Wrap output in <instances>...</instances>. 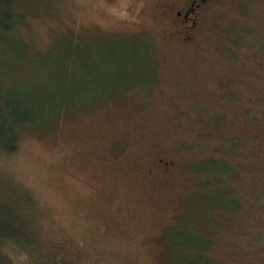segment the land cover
Here are the masks:
<instances>
[{"label":"rangeland","instance_id":"rangeland-1","mask_svg":"<svg viewBox=\"0 0 264 264\" xmlns=\"http://www.w3.org/2000/svg\"><path fill=\"white\" fill-rule=\"evenodd\" d=\"M258 1L248 10L236 7L239 0L227 6L218 1L189 42L171 28V0L27 5L15 32L28 43L26 61L7 60L14 79L55 88L56 69L69 52V67L81 63L84 69L92 61L96 73L125 52L119 70H127L138 94L125 91L117 95H126L121 99L80 110L74 104L62 119L23 127L17 152L0 153L3 189L19 192H13V205L24 218L21 243L30 246L7 250L4 264H168L175 249L166 247L178 237L176 228L192 237L208 236L211 229L204 252L220 264H264V147L253 136L254 128L264 132L263 79L256 65L261 59L254 55L264 47V0ZM233 28L244 36L235 44ZM134 54L141 58L132 59ZM96 96L79 102L88 106ZM191 106L222 115L224 123L211 128L212 134L220 131V140L198 138L200 122L190 127L181 115ZM126 140L125 149L113 153ZM186 140L190 148L183 146ZM209 158L231 166L225 195L242 207L231 209L233 215L223 208L208 219L205 205L188 199L206 180L191 172ZM184 217L189 221L177 225Z\"/></svg>","mask_w":264,"mask_h":264},{"label":"trees","instance_id":"trees-1","mask_svg":"<svg viewBox=\"0 0 264 264\" xmlns=\"http://www.w3.org/2000/svg\"><path fill=\"white\" fill-rule=\"evenodd\" d=\"M31 1L34 0H0V153L5 155L17 152L19 149L21 130L25 126L31 128V126H38L45 120L57 121L62 119L70 111L68 107L74 104L75 106L78 105L76 106V110H80L79 106H83L86 109L93 107L97 102L103 104V102L110 101L111 99H121L126 95L122 97H118L117 95L124 94L125 91L128 92L127 94H131V96L138 94L137 84L129 83L126 79L127 77L125 75L128 73L127 70H119L122 61L124 62V59L128 58L125 52L114 54L112 64L107 66V68L99 67L101 70L97 73L95 72L96 69L93 68L96 62L92 61H90L89 64H82V66L85 67L84 69H81V63L77 64L73 69L69 67L68 63L70 60L72 61L73 58L69 52L66 55V59H64L65 64L61 63L60 67L58 66V69H56L58 75L56 76L57 84L55 88L49 85V82H35L34 80L22 77L19 83V81L14 79V73H10V69L13 68V65L10 64V62L8 64L7 60L11 57L9 60L13 58L12 62H15L18 57L21 58L20 60L26 61L25 55H27L28 43L21 37L19 38L15 32L20 26V23L25 20L28 10L26 7ZM241 31L242 30H236L234 28L230 30L232 37L231 42L233 44L244 39V36L240 33ZM111 51L112 48L109 49V54ZM154 56L157 57L156 64L158 66V58L160 57L156 53ZM135 58H141V55L138 54V56H135L134 54L132 59ZM36 59L37 57H33V61H36ZM85 74H88V77L83 79L82 75ZM79 79L82 82H79ZM155 86L156 85H153L148 88L149 91L146 92V96L152 92ZM90 93L98 95L96 96L97 101L88 106L81 105L79 101L88 99L86 96ZM225 93L226 97L228 95L232 97L234 92L227 93L226 91ZM192 107L193 106H191L189 110L185 109L187 116L183 113H181V115L187 120L190 127L195 126L193 123L195 119L197 122H200V124L195 126L200 136L198 138L203 141L208 135H212L214 138L216 137L220 140L219 138L221 137L218 136L221 134L220 131L212 134L211 128H219L220 125L224 123L225 119L222 115L217 113L211 117L210 113L200 114L196 108ZM191 118L193 120L189 123L188 119ZM185 129L186 128H180L178 130L182 132V130ZM185 139H187L186 135L183 137V140ZM182 143L183 141L181 144ZM126 144L127 140L119 142L117 146L120 149L117 147L113 153L120 154L121 150L125 149ZM190 144L189 140H186L183 146L190 148ZM230 145L232 147L236 146L235 139L231 141ZM210 160L214 159L209 158L208 161L200 160L198 168H196L197 170L191 172L196 173L199 178H206V180L203 179L196 183L198 190L194 191L191 196H188V199L192 201L193 197H197L198 201L201 202V206L203 204L205 205V215L208 219H212V216L208 215V213L212 215L217 213L218 209L223 208L227 210V213L233 215V213H230L232 212L231 209L237 212L239 208L242 207L238 203V200L230 199L228 195H225L224 179L228 178L227 175L229 173L232 175V172L229 171L231 166H227L220 162H214V164ZM157 161H161V159ZM160 164L165 172L168 171L167 166L164 167V163ZM1 180L0 178V258L8 252L7 250H10V252L12 251L13 254L16 252V249L25 250L30 247L27 243H21L22 239L25 240V230L23 231L19 224H21V218L22 220L24 218L17 211L19 208L13 205L16 203L15 201L18 200V197L14 193L19 192L18 190H16V192L13 190L5 191V189H3L5 187L3 186L4 183ZM3 191L8 194V197L3 194ZM8 199H10V201H8ZM188 209L187 207V210ZM13 210L19 217L14 215ZM185 220L186 222L189 221V217L180 218L176 224L180 225L184 223ZM210 228L214 227L211 226ZM174 231H177L176 236L178 237L176 240L174 238L172 244L169 243L166 247L171 250L174 245L175 249L173 254L169 257L168 264H220L216 259L213 258V260L206 256L204 252V250L210 247L208 241L210 239L209 234L212 233L211 229L209 230L208 236L196 234L194 237L188 234H186L188 235L186 236L185 232L181 231L179 228L174 229ZM179 238H181L182 241H180ZM10 252L8 253L9 255ZM0 264H4L1 259Z\"/></svg>","mask_w":264,"mask_h":264},{"label":"flooded vegetation","instance_id":"flooded-vegetation-1","mask_svg":"<svg viewBox=\"0 0 264 264\" xmlns=\"http://www.w3.org/2000/svg\"><path fill=\"white\" fill-rule=\"evenodd\" d=\"M173 3L170 8V23L171 28L178 38L189 42L195 31L199 27L201 18L205 13H210L217 6V2L221 1L226 4H233V0H171ZM258 0H239L236 5L241 6V10H248ZM261 60L257 61V70L263 79L264 92V47L257 49L254 54ZM253 132L254 139L264 147V132L259 128Z\"/></svg>","mask_w":264,"mask_h":264}]
</instances>
